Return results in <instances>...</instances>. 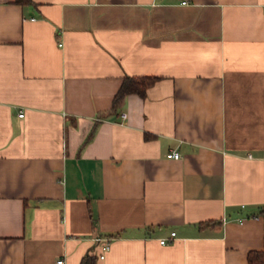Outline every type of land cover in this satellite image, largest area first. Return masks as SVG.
I'll use <instances>...</instances> for the list:
<instances>
[{"label":"crops","instance_id":"obj_1","mask_svg":"<svg viewBox=\"0 0 264 264\" xmlns=\"http://www.w3.org/2000/svg\"><path fill=\"white\" fill-rule=\"evenodd\" d=\"M86 254L264 264V0H0V264Z\"/></svg>","mask_w":264,"mask_h":264},{"label":"trees","instance_id":"obj_2","mask_svg":"<svg viewBox=\"0 0 264 264\" xmlns=\"http://www.w3.org/2000/svg\"><path fill=\"white\" fill-rule=\"evenodd\" d=\"M19 3H28L30 0H17ZM157 77H126L117 92L114 104L117 107L123 99L130 94H138L145 97L148 89L155 84ZM252 253L250 260L253 261ZM264 263V258L261 260ZM80 264H97L96 255L86 254L81 260Z\"/></svg>","mask_w":264,"mask_h":264},{"label":"built area","instance_id":"obj_3","mask_svg":"<svg viewBox=\"0 0 264 264\" xmlns=\"http://www.w3.org/2000/svg\"><path fill=\"white\" fill-rule=\"evenodd\" d=\"M24 114L21 113L20 116H23ZM127 117V114H123V118H126ZM168 158H173V159H178L181 157L180 153L179 152H171L167 155ZM176 236V232H172V238L171 239H174V237ZM171 239L169 238H162L160 239V243L161 244H167ZM103 241H105V246L103 247L104 251H106L108 249V246H109V238H106V239H103ZM101 259H104L105 258V255H101L100 257ZM65 259H60L57 261V264H65Z\"/></svg>","mask_w":264,"mask_h":264}]
</instances>
